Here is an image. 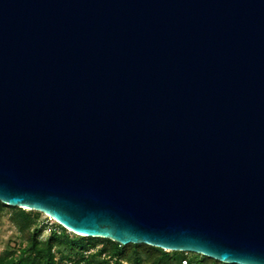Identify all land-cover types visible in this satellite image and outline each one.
<instances>
[{
  "label": "water",
  "instance_id": "water-1",
  "mask_svg": "<svg viewBox=\"0 0 264 264\" xmlns=\"http://www.w3.org/2000/svg\"><path fill=\"white\" fill-rule=\"evenodd\" d=\"M0 203L264 264V0H0Z\"/></svg>",
  "mask_w": 264,
  "mask_h": 264
},
{
  "label": "trees",
  "instance_id": "trees-1",
  "mask_svg": "<svg viewBox=\"0 0 264 264\" xmlns=\"http://www.w3.org/2000/svg\"><path fill=\"white\" fill-rule=\"evenodd\" d=\"M6 213L18 229L19 240L0 254V264H224L194 253L166 252L147 245L119 246L107 239L80 237L55 222L47 236L41 237L46 216L0 203V219Z\"/></svg>",
  "mask_w": 264,
  "mask_h": 264
},
{
  "label": "rangeland",
  "instance_id": "rangeland-1",
  "mask_svg": "<svg viewBox=\"0 0 264 264\" xmlns=\"http://www.w3.org/2000/svg\"><path fill=\"white\" fill-rule=\"evenodd\" d=\"M42 220H43L42 224L44 225L45 230L41 237H45L48 234V228H50L53 225V221L50 220L49 218H45ZM18 240H19L18 229L16 225L11 221L10 214L6 213L0 219V254L7 248L15 247L18 244ZM98 248H100L99 244H97L96 249ZM90 253H86V256L90 257Z\"/></svg>",
  "mask_w": 264,
  "mask_h": 264
}]
</instances>
